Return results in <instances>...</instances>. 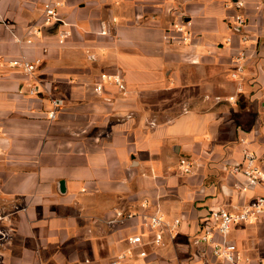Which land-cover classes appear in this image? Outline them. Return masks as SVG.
Segmentation results:
<instances>
[{
	"label": "crops",
	"instance_id": "obj_1",
	"mask_svg": "<svg viewBox=\"0 0 264 264\" xmlns=\"http://www.w3.org/2000/svg\"><path fill=\"white\" fill-rule=\"evenodd\" d=\"M46 1L0 0V211L11 234L0 264H111L122 253L116 264H230L213 253L224 239L247 264H264V220L223 235L210 216L264 193L239 190L245 177L232 171L246 149L264 160V0H52L51 23ZM186 21L190 42L164 38ZM33 26L32 43L15 40ZM18 57L39 59L35 72L12 66ZM54 98L64 104L51 119ZM120 210L140 214L111 223ZM156 211L181 219L162 244L142 225Z\"/></svg>",
	"mask_w": 264,
	"mask_h": 264
},
{
	"label": "built area",
	"instance_id": "obj_2",
	"mask_svg": "<svg viewBox=\"0 0 264 264\" xmlns=\"http://www.w3.org/2000/svg\"><path fill=\"white\" fill-rule=\"evenodd\" d=\"M57 3L49 0L44 4V21L46 23H51L58 19L59 11L57 9ZM244 3L242 1H237V7L242 8ZM0 23H5L4 19H0ZM247 18L243 12H238L234 16V23L232 28L235 31H241L242 27L246 25ZM172 30L176 32V35H170L166 33L164 38L170 42L176 43H187L192 40L193 31L189 26V21L178 22L172 25ZM103 33L107 30L103 29ZM41 33V26L30 27L24 35H16L15 40L19 43L27 42L32 43L37 35ZM60 39L64 40L69 35L68 31H60ZM248 35L242 34V40H247ZM232 37L228 36L227 41H231ZM248 52L246 48H242L234 56V61L236 63V68L232 72L234 78L243 71V65L247 59ZM39 59L30 60L26 57H18L10 59V64L14 67L21 68L24 73L31 75L35 72ZM2 62V56L0 55V64ZM107 78L112 79L121 89H125V84L123 79L119 75H109L102 74L101 79L105 80ZM264 86V82H263ZM103 88L102 82L96 85V89L101 91ZM240 89V87H239ZM41 91L39 84H34L31 88V93L37 94ZM220 99V97H217ZM228 100H236L234 95L229 96ZM64 100L62 98L53 99V109L49 112V117L55 119L57 117L58 110L63 106ZM264 160L261 159L256 152L250 149H246L243 154L242 161L236 164L232 171L235 175H243L245 181L241 183H236V187L242 191H249L256 186H264ZM179 168L183 173H190L193 169V161L187 157H181ZM146 205V204H143ZM138 212H124L122 210L117 212V216L111 220V223L126 220L137 216ZM210 216L216 222V228L220 233L226 235L236 224L241 222L254 223L258 220H264V193L256 195L249 202L240 206L236 211H230L227 208L220 207L211 211ZM5 215L0 211V238H9L11 236L10 232L2 227L1 222L4 220ZM181 219L175 218L172 221H168L163 213L156 211L154 213H147L143 215L142 225L151 230H155V243H163V231L166 230L169 233H174L177 231L180 225ZM212 230L207 229L204 239L212 240ZM130 242L133 245L142 242L141 235H133L129 237ZM238 245L234 242L223 240L222 242H213V253L217 257H221L228 261L230 264H247L242 258L237 254ZM146 254L145 250L139 252V256H144ZM126 253L120 254L116 260L112 261L111 264H116L120 260L125 259Z\"/></svg>",
	"mask_w": 264,
	"mask_h": 264
}]
</instances>
